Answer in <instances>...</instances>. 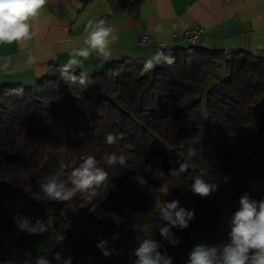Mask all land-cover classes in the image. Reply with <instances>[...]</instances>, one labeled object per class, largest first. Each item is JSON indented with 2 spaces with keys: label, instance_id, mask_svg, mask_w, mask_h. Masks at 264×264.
<instances>
[{
  "label": "trees",
  "instance_id": "1",
  "mask_svg": "<svg viewBox=\"0 0 264 264\" xmlns=\"http://www.w3.org/2000/svg\"><path fill=\"white\" fill-rule=\"evenodd\" d=\"M198 60L186 78H161L142 73L143 63L124 62L83 72L82 86L63 80L53 65L22 93L21 86L1 88L0 234L12 236L17 215L41 220L53 227L54 240L40 255L51 259L62 243L73 264H131L130 253L144 238L162 242L174 264H188L193 246L226 241L225 210L233 215L245 193L264 200V60L242 52ZM109 132L125 138L108 145ZM106 152L124 154L125 165H107ZM88 155L109 172L99 195L49 200L39 183L55 173L67 179ZM186 160L187 171L172 175ZM204 169L218 185L208 197L190 190ZM174 199L195 212L189 228L173 229L181 241L176 247L159 233V208ZM100 238L112 255L97 248Z\"/></svg>",
  "mask_w": 264,
  "mask_h": 264
},
{
  "label": "crops",
  "instance_id": "2",
  "mask_svg": "<svg viewBox=\"0 0 264 264\" xmlns=\"http://www.w3.org/2000/svg\"><path fill=\"white\" fill-rule=\"evenodd\" d=\"M89 19L106 20L119 39L107 61L93 53L76 69L88 75L124 62L144 63L158 51H171L175 58L174 64L153 69L161 78H186L198 58L212 52H242L264 60V0H50L34 21L31 40L0 45V89L32 88L53 65L66 63L64 43L82 45ZM173 24L188 27L172 31ZM161 25L165 30L158 32ZM194 29L203 30V35L196 52L187 53L193 48L186 43L185 32ZM143 34L150 37L146 47L141 44ZM29 55L36 57L31 67L26 64ZM18 240L13 234H0L4 245L0 259L6 264L13 260L23 264L24 242L19 246Z\"/></svg>",
  "mask_w": 264,
  "mask_h": 264
},
{
  "label": "clouds",
  "instance_id": "3",
  "mask_svg": "<svg viewBox=\"0 0 264 264\" xmlns=\"http://www.w3.org/2000/svg\"><path fill=\"white\" fill-rule=\"evenodd\" d=\"M50 0H0V45L20 43L31 40L35 36L34 21L45 11ZM172 31L184 30L188 25L173 24ZM164 26L157 28L163 32ZM86 35L82 38V45H76L73 40H67L63 49L68 52V60L57 68L60 77L71 84H86V76L83 72L77 76L76 69L82 67L84 61L92 58L93 53L97 58L107 61L112 55V45L118 41L116 29L107 24L104 19H89L85 28ZM36 63V57L29 55L26 61L31 67ZM162 63L172 65L175 58L171 51L154 53L146 59L141 69L142 73L151 72ZM23 92V88L17 90ZM125 133L109 132L105 136V143L114 145L123 140ZM196 155L192 147L188 149V158ZM104 161L109 166L119 164L124 166L126 156L115 152L105 153ZM187 160L180 163L179 168L171 172L172 175L186 172ZM109 178V172L100 165L93 155H88L78 167L74 168L67 179L62 178L60 173H55L39 183L43 194L51 201L66 202L72 200L78 194L81 199L91 200L99 195V189L105 185ZM218 185L212 183L207 177V170L198 173L191 183L190 190L193 194L208 197L216 191ZM240 207L230 217L228 239L215 245L197 244L188 252V264H264V200L257 201L250 194L245 193L239 200ZM159 217L163 223L159 226L160 236L172 247L178 246L180 238L173 233V229L185 230L195 218L194 210H188L181 206L178 199L167 201L159 208ZM17 227L22 232L30 235H43L48 231L49 225L41 220L33 224L28 217H15ZM147 230V226L145 228ZM119 239V234L112 237ZM97 248L105 257L112 255L114 249H109V241L99 239ZM23 264H73L72 257H65L63 253L56 252L50 259L45 255L32 256L26 253ZM134 258L131 264H174V258L168 253L163 243L144 238L139 240L138 246L130 253ZM7 264H18L17 261H9Z\"/></svg>",
  "mask_w": 264,
  "mask_h": 264
},
{
  "label": "rangeland",
  "instance_id": "4",
  "mask_svg": "<svg viewBox=\"0 0 264 264\" xmlns=\"http://www.w3.org/2000/svg\"><path fill=\"white\" fill-rule=\"evenodd\" d=\"M210 87L211 84H208L205 89H208ZM231 216L232 213L228 209H226L221 223V233L224 235H226L230 230L229 220ZM30 220L32 223H34V220L32 218H30ZM47 232V235H30L28 232L20 231L16 224V227L13 230V237H15L16 239H22L24 241V247L22 249L23 253L20 256L23 259H26V253H31L32 256L41 254L44 248L54 240V231L51 225H49ZM59 246L61 253H63V255L67 257V252L63 244L60 243ZM0 264H6V262L0 259Z\"/></svg>",
  "mask_w": 264,
  "mask_h": 264
},
{
  "label": "built area",
  "instance_id": "5",
  "mask_svg": "<svg viewBox=\"0 0 264 264\" xmlns=\"http://www.w3.org/2000/svg\"><path fill=\"white\" fill-rule=\"evenodd\" d=\"M202 35H203V30L201 29L186 31L185 32L186 43L191 47H197L200 43ZM141 44L145 47L150 44V37L147 34H143Z\"/></svg>",
  "mask_w": 264,
  "mask_h": 264
}]
</instances>
